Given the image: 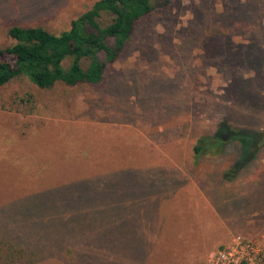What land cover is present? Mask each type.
I'll return each instance as SVG.
<instances>
[{
	"label": "rangeland",
	"instance_id": "374dc122",
	"mask_svg": "<svg viewBox=\"0 0 264 264\" xmlns=\"http://www.w3.org/2000/svg\"><path fill=\"white\" fill-rule=\"evenodd\" d=\"M95 1L0 0V49L8 28L58 34ZM99 59L95 85L0 87V246L24 251L0 264H206L232 235L264 257V147L231 183L236 148L191 151L222 120L264 130V0L157 4Z\"/></svg>",
	"mask_w": 264,
	"mask_h": 264
},
{
	"label": "trees",
	"instance_id": "16d2710c",
	"mask_svg": "<svg viewBox=\"0 0 264 264\" xmlns=\"http://www.w3.org/2000/svg\"><path fill=\"white\" fill-rule=\"evenodd\" d=\"M167 1L96 0L70 22L67 30L58 34L39 26L8 28L6 35L13 44L0 49V87L16 77L26 78L41 90H49L57 83L68 87L98 84L104 72L99 55L104 63H112L129 39L134 24L155 5ZM102 15L110 17L104 26L98 23ZM5 57L10 60H4ZM64 61H68L66 67ZM228 146L239 152L236 160L221 172V179L231 183L264 147V130L242 129L219 121L210 136L201 135L195 140L192 156L195 161L204 156L216 157ZM0 247L5 248L6 258L23 256L24 251L9 243Z\"/></svg>",
	"mask_w": 264,
	"mask_h": 264
},
{
	"label": "built area",
	"instance_id": "2783aa9c",
	"mask_svg": "<svg viewBox=\"0 0 264 264\" xmlns=\"http://www.w3.org/2000/svg\"><path fill=\"white\" fill-rule=\"evenodd\" d=\"M206 264H264L260 245L240 235H232L206 260Z\"/></svg>",
	"mask_w": 264,
	"mask_h": 264
},
{
	"label": "crops",
	"instance_id": "0c3cea01",
	"mask_svg": "<svg viewBox=\"0 0 264 264\" xmlns=\"http://www.w3.org/2000/svg\"><path fill=\"white\" fill-rule=\"evenodd\" d=\"M261 189H263L264 190V187H262L261 186V188H260V190ZM261 192V194L259 195V197L258 198H255V199H253V200H257V202L259 203V205H260V207H263V209H264V191H260ZM203 197V196H202ZM229 195H227L226 196V199H223L222 197V200H220V201H218V203L219 202H221L222 204H227V206H228V208L227 209H223L221 212L222 213H229V214H231V215H233L234 214V212H236V203H235V201H233V200H229ZM205 200V199H204ZM223 200H225V201H223ZM248 200V199H247ZM206 201V200H205ZM233 201V202H232ZM249 201V203H253V202H255V201H250V200H248ZM245 203H247L246 201H245ZM248 204V203H247ZM244 205V202H242V205H240V206H243ZM240 206H239V208H240ZM241 208H245V207H241ZM250 207H248V209H249ZM218 213H220V212H218ZM215 215H218L217 213L215 214ZM225 216V215H224ZM219 217H221V216H219ZM226 217V216H225ZM220 219V218H219ZM221 221H222V219H220ZM223 222V221H222ZM223 228L225 229V231L227 232V233H229V227L225 224V223H223ZM243 233H246V234H248V235H251V233H250V231H248V230H245V231H242Z\"/></svg>",
	"mask_w": 264,
	"mask_h": 264
}]
</instances>
